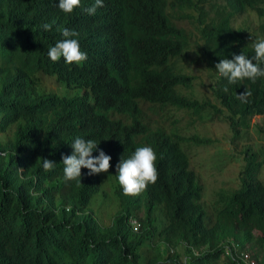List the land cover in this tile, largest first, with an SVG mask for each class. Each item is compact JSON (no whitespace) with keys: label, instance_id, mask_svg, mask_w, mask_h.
Masks as SVG:
<instances>
[{"label":"trees","instance_id":"trees-1","mask_svg":"<svg viewBox=\"0 0 264 264\" xmlns=\"http://www.w3.org/2000/svg\"><path fill=\"white\" fill-rule=\"evenodd\" d=\"M103 1L109 14L98 18L107 30L92 20L99 11H83L86 0L70 15L59 0H0V264H264V151L246 148L240 189L207 206L183 144L212 141L168 130L145 110L219 116L231 143L241 140L264 117V78L230 85L215 65L254 56L253 37L237 20L253 13L264 37V0ZM184 19L198 29L214 102L181 90L196 81L180 65L193 40ZM58 28L78 33L87 61L49 59L63 39ZM245 89L251 96L241 102ZM77 137L97 143L94 157L111 156L107 173L82 169L81 183L64 179L62 157ZM139 146L154 149L158 180L129 197L117 165ZM43 159L56 164L51 171ZM104 190L117 202L109 226L93 207Z\"/></svg>","mask_w":264,"mask_h":264},{"label":"rangeland","instance_id":"rangeland-1","mask_svg":"<svg viewBox=\"0 0 264 264\" xmlns=\"http://www.w3.org/2000/svg\"><path fill=\"white\" fill-rule=\"evenodd\" d=\"M172 1V0H170ZM180 24L193 35L191 48L186 57L180 60L182 71L196 77L193 90L181 89L182 92L198 99L209 98L215 101L210 85L214 81L210 78V72L206 64L201 60L196 41L200 38L198 29L194 24L184 19ZM245 24V26H244ZM237 25H243L249 29V33L256 39H264L259 32V19L253 14L239 17ZM195 41V43H194ZM44 83L53 90L58 88V84L52 78L43 77ZM148 112L153 122H159L166 129H177L183 136L188 138L200 137L208 138L212 142L209 145H198L194 142L184 143L183 148L187 152L191 161V169L199 177L200 184L203 186L202 203L213 206L220 200L222 193H231L241 187L240 172L244 168V150L251 147L253 151H264V117L255 118L252 121L254 126L251 130L243 132L241 140L236 144L231 143L232 133L229 126L219 119L207 116L203 120L188 113L186 110L176 111L174 109H164L155 113L147 106ZM4 135L0 133V137ZM243 153V154H242ZM264 181V168L263 176ZM108 187L105 184L104 188ZM107 195H106V194ZM117 202L111 192L102 191L95 197L94 210L98 218L105 226L112 223L114 212L117 210Z\"/></svg>","mask_w":264,"mask_h":264},{"label":"clouds","instance_id":"clouds-1","mask_svg":"<svg viewBox=\"0 0 264 264\" xmlns=\"http://www.w3.org/2000/svg\"><path fill=\"white\" fill-rule=\"evenodd\" d=\"M86 2L89 6L85 7L83 11L88 15H95L99 11L92 20L107 30L104 26L107 24L103 20L109 14L107 2L103 0H86ZM58 7L63 13L70 15L77 8H82V0H59ZM42 27L44 30L50 31L52 25L43 24ZM57 30L62 34L63 39L48 49L49 59L58 62L63 58L66 64L77 66L87 61V53L81 50L78 39L73 38L78 33L70 31L68 28H58ZM251 47L254 51V56L251 58L243 52L239 55L233 54L232 59H220L215 65L217 74L226 79L228 84L236 85L245 80L255 83L257 79L264 78V67H262L264 65V39L254 40ZM224 91L227 92L228 88L225 87ZM250 96L251 92L245 89L237 99L246 102ZM70 146L73 149L72 154L62 157L63 174L66 181L81 183L82 169H88L90 176L109 171L111 156L100 150L99 155L94 157L93 152L98 149V145L92 139L77 137ZM156 160V153L150 146H139L129 158L121 159L117 165V178L125 196L137 197L149 185H155L158 180ZM55 165L53 161L43 159L45 172L51 171Z\"/></svg>","mask_w":264,"mask_h":264},{"label":"built area","instance_id":"built-area-1","mask_svg":"<svg viewBox=\"0 0 264 264\" xmlns=\"http://www.w3.org/2000/svg\"><path fill=\"white\" fill-rule=\"evenodd\" d=\"M132 224L135 226V230H137V222H136V220H132Z\"/></svg>","mask_w":264,"mask_h":264}]
</instances>
